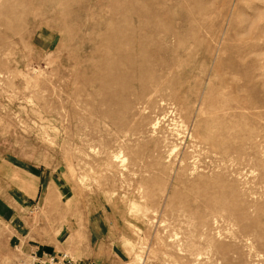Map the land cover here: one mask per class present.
Returning <instances> with one entry per match:
<instances>
[{
    "label": "rangeland",
    "instance_id": "rangeland-1",
    "mask_svg": "<svg viewBox=\"0 0 264 264\" xmlns=\"http://www.w3.org/2000/svg\"><path fill=\"white\" fill-rule=\"evenodd\" d=\"M18 232L264 264V0H0V264Z\"/></svg>",
    "mask_w": 264,
    "mask_h": 264
},
{
    "label": "crops",
    "instance_id": "crops-1",
    "mask_svg": "<svg viewBox=\"0 0 264 264\" xmlns=\"http://www.w3.org/2000/svg\"><path fill=\"white\" fill-rule=\"evenodd\" d=\"M17 235H15L16 237V243H17V248L21 249L25 258L30 257L34 254L36 255H44V254H50V255H57V256H62V255H69L71 258H74L79 262H87L86 260H82L79 259L78 257H76L75 255H72V253H69L68 251H63V250H52L51 248H40V246H31L28 244V242H26L23 239L22 234L20 235L19 232L16 233ZM27 244V245H26Z\"/></svg>",
    "mask_w": 264,
    "mask_h": 264
},
{
    "label": "built area",
    "instance_id": "built-area-1",
    "mask_svg": "<svg viewBox=\"0 0 264 264\" xmlns=\"http://www.w3.org/2000/svg\"><path fill=\"white\" fill-rule=\"evenodd\" d=\"M23 264H83L79 261L76 262L74 258H71L69 255H32Z\"/></svg>",
    "mask_w": 264,
    "mask_h": 264
},
{
    "label": "bare ground",
    "instance_id": "bare-ground-1",
    "mask_svg": "<svg viewBox=\"0 0 264 264\" xmlns=\"http://www.w3.org/2000/svg\"><path fill=\"white\" fill-rule=\"evenodd\" d=\"M29 257H27V259H28ZM26 261V260H25Z\"/></svg>",
    "mask_w": 264,
    "mask_h": 264
}]
</instances>
